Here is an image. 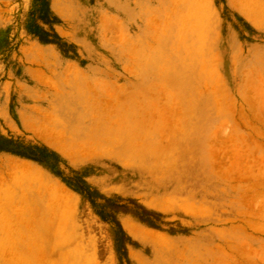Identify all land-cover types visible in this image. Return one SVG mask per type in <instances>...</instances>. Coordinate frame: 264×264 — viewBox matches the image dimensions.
I'll list each match as a JSON object with an SVG mask.
<instances>
[{
	"label": "rangeland",
	"instance_id": "obj_1",
	"mask_svg": "<svg viewBox=\"0 0 264 264\" xmlns=\"http://www.w3.org/2000/svg\"><path fill=\"white\" fill-rule=\"evenodd\" d=\"M0 264H264L263 0H0Z\"/></svg>",
	"mask_w": 264,
	"mask_h": 264
},
{
	"label": "trees",
	"instance_id": "obj_2",
	"mask_svg": "<svg viewBox=\"0 0 264 264\" xmlns=\"http://www.w3.org/2000/svg\"><path fill=\"white\" fill-rule=\"evenodd\" d=\"M149 222V221H148ZM149 223H151V222H149Z\"/></svg>",
	"mask_w": 264,
	"mask_h": 264
},
{
	"label": "crops",
	"instance_id": "obj_3",
	"mask_svg": "<svg viewBox=\"0 0 264 264\" xmlns=\"http://www.w3.org/2000/svg\"><path fill=\"white\" fill-rule=\"evenodd\" d=\"M263 2H264V0H263Z\"/></svg>",
	"mask_w": 264,
	"mask_h": 264
}]
</instances>
